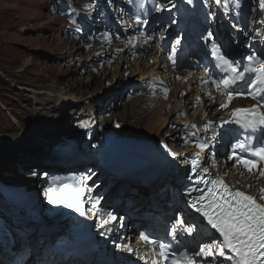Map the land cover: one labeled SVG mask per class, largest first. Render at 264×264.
Instances as JSON below:
<instances>
[{"label":"rangeland","instance_id":"1","mask_svg":"<svg viewBox=\"0 0 264 264\" xmlns=\"http://www.w3.org/2000/svg\"><path fill=\"white\" fill-rule=\"evenodd\" d=\"M154 1L155 9L147 18L139 15L141 12L137 13L135 0H0V250L11 259L22 246L19 250H24L28 256L21 259L20 263L16 260L11 264H33L34 260L37 261L35 264H39V261L48 257L49 264H62L58 262L57 253L52 248L58 246V243L67 242L63 235H59V242L56 241L58 235L53 238L55 244L51 243V239L43 237L45 241H50L48 243L52 244L51 247L48 250L45 247L37 248V243H41L38 238L42 235L40 230L44 228L39 222L41 218H48L46 226L51 221L59 220L44 206L51 203L48 190L54 186L67 185L73 191L81 189L80 186L92 189V193L79 200L83 205V214L76 211L75 207H69L71 212L65 216V223L60 227L64 229L71 219H76L69 237L88 227L98 239H109L104 231L114 227L117 229L119 225L121 230L114 229L115 232L109 239L111 244L116 245L121 241L119 249L113 248L115 258L122 253L124 255L121 256L126 257L132 264L130 255L127 254L132 250L131 240L128 239L132 236L141 237V231L150 228L135 226V222L131 224L129 219L126 221L124 213L128 206L131 210L139 197L128 194L123 196L120 183L109 188V178L119 177L122 180L127 177L110 171L99 161L97 154L92 153L90 145L78 139L71 144V154L65 157L60 153L71 135L57 140L47 136L35 138L36 134L42 133L46 118L58 115V124L65 118L69 108L59 109L58 113L60 104L57 103L55 111L49 113L48 117H37V110L40 109L37 102L43 94L42 91L37 94L32 88H49L58 83L62 87L67 84L78 93L77 87L83 86V83L90 84L86 97H94L90 105L99 109L97 122L100 124L104 119L113 116L119 129L122 128L124 120L139 114L134 111L138 101L148 100L157 109L164 104L161 114L166 123L162 134L171 148L167 146L169 151L162 153H173L178 159L180 153H177L175 147L181 150L187 145H197L204 141L201 140L203 135H198L193 126L200 127L204 122L197 116L194 117L201 105L198 98L195 99V91L190 89L191 81L186 80L184 88H178L180 79L166 78V72L156 67L166 60L167 66L174 73H199L204 64L208 66V56L201 61L203 56L198 55L199 51L193 45L205 50L206 40L209 39V34L206 33L211 31V27L218 34L221 33L219 28L224 31L226 36L221 34L220 41L232 42L235 46L240 43L245 52L246 49L257 52L258 47L249 42L252 33L257 32L259 37H264V0H227L231 4L230 9L240 21L228 17L224 23L221 20L222 15H226L224 0ZM244 1L250 9L245 19L238 15V11L244 12ZM260 1L263 7L259 11ZM233 2L237 3V7L233 6ZM209 4L211 6L208 8ZM190 8H194L193 12ZM196 33L199 34L196 36ZM71 41L76 47L84 44L91 47L79 57L77 54L74 57L69 56L62 45ZM102 45H105L103 51H98ZM28 59L29 66L25 64ZM193 59L197 60L195 67L191 65L190 60ZM93 60L97 64L95 69L99 70L97 75L84 73L83 70L75 72L79 64L91 63ZM154 69L161 74L160 77H152ZM213 76L216 78L215 73ZM92 79L93 82L90 81ZM220 101L216 97L214 109H222L223 101ZM197 115L201 117L200 113ZM133 120L132 122L138 121ZM33 122L39 125L34 126ZM227 128L232 130L233 127L228 123ZM175 139H178L180 145L174 144ZM212 139V144L220 143L214 137ZM15 141V145L10 144ZM230 145L231 143L224 145L223 155L230 152ZM212 150L211 147L208 148L209 152ZM212 152L217 159L223 157L219 148ZM81 166L85 167L80 168ZM178 174L180 172L175 176ZM43 177L45 178L42 179ZM104 186L108 188L104 189ZM101 189L104 190L100 192ZM35 193L37 201L43 205V212L38 214L29 213L23 204ZM117 198L120 203H115ZM60 205L63 208L68 207L66 203ZM95 205L99 210L92 215L91 210ZM171 210L173 215L166 217L168 220L176 217L178 211L182 213L180 208L171 207ZM127 216L132 219L134 213H128ZM85 223L91 227L85 226ZM17 225L31 229L15 234L13 231ZM117 233L118 236L115 237ZM11 235L15 240L6 239ZM28 235L32 238H26ZM16 237L25 238L22 245ZM21 252L19 251L20 254ZM53 254L56 256L53 257Z\"/></svg>","mask_w":264,"mask_h":264},{"label":"bare ground","instance_id":"2","mask_svg":"<svg viewBox=\"0 0 264 264\" xmlns=\"http://www.w3.org/2000/svg\"><path fill=\"white\" fill-rule=\"evenodd\" d=\"M242 1V0H241ZM124 2V1H123ZM136 2V0H135ZM143 1L136 2L139 6L142 5ZM238 2V1H237ZM146 2H143V4ZM224 11H226V15H222V22L224 23L226 20V16H230V18H233L235 16L236 19L240 20V18L235 12H232L230 9V3H227V0H224ZM165 4V2H164ZM233 6L237 7V3L233 2ZM245 5V9H249V5L246 1L243 2ZM242 5V4H241ZM259 11L261 7H263L262 1L259 3ZM149 6V9L152 10L155 8L156 4L147 3V7ZM211 5L209 4L208 8ZM118 9V8H117ZM127 9V6H126ZM194 9V8H193ZM193 9L190 8V11L193 12ZM207 9V8H206ZM244 9V10H245ZM208 11V9H207ZM242 12V11H241ZM143 13V12H142ZM142 16L148 17L146 15V12H144ZM245 14V13H244ZM195 15V14H194ZM193 15V16H194ZM123 18V17H122ZM124 19V18H123ZM210 19V18H209ZM261 23V22H260ZM259 23V24H260ZM126 25V24H125ZM144 28V27H143ZM187 28V27H186ZM264 28V27H263ZM221 34V33H220ZM197 36V35H196ZM136 37H134L135 39ZM146 41V40H145ZM249 42H252V44L255 47H258L256 49V53H254V50H251L250 52L246 49V51L249 53L247 55V58L249 60L250 53L252 54H258L262 55L264 57V37H259V34L252 33V35L249 37ZM73 42H68L62 45V48L65 50L67 55L69 56H81L83 55V51L88 50L91 46L88 44L79 45L78 47L72 45ZM105 45L100 46L97 50L104 49ZM194 49H196L195 44L193 45ZM233 49V51H231ZM101 51V52H102ZM228 54L229 57H234L236 60H240V58L244 55L245 49L242 45L235 46H229L228 47ZM114 52V51H113ZM98 53V52H97ZM199 53H201L199 51ZM203 59L201 61L205 60L207 58L206 55H202ZM192 58V57H191ZM209 58H213L212 54L208 55L207 65H203V70H201L199 73L196 72H183V73H174L169 69V67L166 64V60H163L161 62V65L157 66L156 68L162 69L166 74L164 75L166 78H172L177 77L180 79V84L178 88H181L185 86L186 80L191 81L190 89L195 91V99L199 100L200 108L196 110V115L194 114V117L197 116V118H200L202 121H204L200 126L197 127V125H193L196 129V132L198 135H203V138L201 140L206 145L204 148L198 147L197 145H187L181 150H177L175 147V150L177 153H180V156H182L185 153H193L196 158H200L204 161V164H207L211 170L215 173V175L218 178H223L224 181L231 187L240 191H245L249 195H256L259 192V189L261 187H264V178H259L258 173L254 172L253 174L247 173V171L243 168V166H237L235 161L233 159H229V157L232 155L233 151L230 150L228 154H224V145H228V143H231L230 147H234L237 143V134L236 129H230L227 128L228 123L222 124V121L231 120L232 116V110L235 108H250L254 104L257 103V101H253L250 97H238L233 99V101L227 106L222 107V109H214L213 105L216 103V97L220 98L223 103L226 101V96L224 93V86L220 84V87H217V84L224 78V76L216 71H214L211 67V64L209 62ZM210 59V60H211ZM93 60L91 63L87 64H79V67L76 69L75 72L78 70H83L84 73L89 72L94 75H97L98 69H95V64ZM192 62V66L195 67V64H197V60L193 59L190 60ZM80 63V62H79ZM85 63V62H84ZM158 63V62H157ZM203 63V62H202ZM25 64L27 66L30 65V59H28ZM156 66V65H155ZM192 67V68H193ZM157 69H154L152 71V77H160ZM212 71H211V70ZM142 73V72H140ZM215 73L216 78L213 76ZM143 74V73H142ZM143 76V75H142ZM230 75H227L225 79H227ZM70 80V79H69ZM169 80V79H168ZM249 80V79H248ZM72 81V79L70 80ZM69 81V82H70ZM93 82V79L90 80ZM215 81V82H214ZM82 82V81H81ZM169 82V81H168ZM248 82V81H247ZM81 87H77L79 90L78 93H75L73 90V87L67 86V84L62 87L59 86L58 83L53 84L49 86V88H35L31 89L34 92L37 91V94H41L38 92L42 91V98L37 102V105H39L40 109L37 110V117H45L49 115V113H53L55 111V105L59 103L60 107L57 109V112L59 113V109L67 110L66 116L63 120H60L58 124L56 119L58 118V115L55 117H48L46 118V122L44 123L43 131L42 133L36 134L37 137H51V139H60L63 136L71 135L68 139V142L66 145L62 147L63 151L60 153L61 156L68 157V154H71V151L73 149V146L71 144H74L78 141V139H82L86 144L90 145V149L92 153H96L99 161H101L110 171L119 174L124 175L127 178H109L110 183L109 188L119 184L122 187V195L125 196L128 195H135V198L139 197V200L136 201L131 207V210H128L125 214L126 221L128 219L131 224H134L135 226H152L153 219L155 215H160L161 217H171L173 215L172 208L181 209L182 212H184L187 217L191 218L194 223H198L196 214L190 215L189 211L187 209V204L183 200L184 193L182 191V185L180 184V180L182 178V174L175 176L173 173L166 172V176L159 177V175L155 173L150 172V166L152 165L149 162V158L147 159L148 155L146 154L148 147L156 149L162 148L163 151H169L167 149V146L170 147L167 144V141L163 137L162 131L165 127L166 121L162 119L161 112L163 111L164 104H162L161 107L158 109L153 104H149L148 100H140L137 103H135V109L139 114H135V116H132V118H128V122L124 120L125 124L123 123V126L121 129L118 128V123L115 121V117L111 116L109 118L104 119V122H101L100 124L97 122V113L99 112L98 108H94L90 104H92V100H94L90 94V96L86 97L87 91L89 90L90 84H85ZM247 83H241V84H231L229 85L230 89H234L238 92H245L247 89ZM184 88V87H183ZM185 94V93H184ZM220 101V102H221ZM219 102V101H218ZM264 102V101H262ZM200 110V111H198ZM261 111H264V109H261ZM56 112V113H57ZM201 114V117L197 114ZM100 118V117H99ZM133 119H138L137 122H132ZM135 121V120H133ZM123 122V120H122ZM34 123V122H33ZM136 123V125H135ZM39 125V123H34ZM46 124V125H45ZM193 124V123H192ZM56 125V126H55ZM83 125V126H82ZM91 128L94 129V132L91 130ZM264 129V128H261ZM48 132V133H46ZM228 132V133H226ZM259 136H261L262 132L258 129ZM219 134V135H218ZM218 135V136H216ZM215 138L220 143H213V139ZM175 145H180V142L178 139H175L174 141ZM15 142H11L10 144L15 145ZM100 144V145H99ZM210 144V145H209ZM163 147H161V146ZM211 147L213 150L220 149V153L223 156L221 159H217L215 157V154L211 151H208V148ZM171 148V147H170ZM231 149V148H230ZM174 150V151H175ZM94 151V152H93ZM239 153V151H237ZM169 155V153H163V155ZM198 154V155H197ZM241 155H245L243 153H239ZM245 158H249L248 156H245ZM182 157L180 158V160ZM179 162V159L177 160ZM74 165V163H71ZM141 165V166H140ZM183 166V164H181ZM85 166H81L80 168H84ZM136 171L142 170L143 173L140 175L139 178H136L137 172L134 171V173H130L128 171H125L130 168ZM264 167V165H257V168ZM181 172V171H180ZM243 173V175H241ZM74 177V175H70ZM83 176V175H82ZM43 177L42 179H44ZM78 180L79 176H77ZM81 178V177H80ZM178 180V182H177ZM83 181H80V183ZM138 183L139 185H136ZM118 185V186H119ZM249 185H253L251 188H249ZM79 186V185H78ZM77 186V187H78ZM141 186V187H139ZM168 186V188H167ZM81 189L84 190V195L79 197V200H82L85 195H88L92 193V189L89 187L80 186ZM108 187L104 186V189ZM127 191H125V189ZM103 189V190H104ZM102 189L100 192L103 191ZM99 192V193H100ZM39 195V194H38ZM41 195V193H40ZM35 196V197H34ZM30 197L29 200L24 204V207L27 208L29 213L32 214H38L40 212H43L42 208L43 205H40L39 202L36 199L37 194ZM122 197V196H121ZM94 200V199H91ZM115 203H120L118 201L119 199H115ZM51 202V201H50ZM259 203H264V201H258ZM112 203H114L112 201ZM54 204L48 203L44 206H47L50 210V212L54 213L59 218L58 222L51 221L49 222L50 225L46 226V223H48V218H41L40 224L44 227L40 230V233L42 235L38 236V238L41 240V243H37V248H47L45 250H48V248L51 247V245L56 241L60 239L59 235H63L66 237L65 241L68 243L70 240V237H67V234H70L72 232V229L74 228L73 223L76 219H71L67 225H65L64 229L60 227L64 225L65 216H67L71 209L69 207L63 208L60 204ZM42 206V207H41ZM189 206V205H188ZM98 206L95 205L94 208L91 210L92 215L96 212ZM99 210V209H98ZM135 210V211H133ZM134 213V217L131 219V217L127 216L128 213ZM123 214V215H124ZM92 218V216L90 217ZM125 221V219H124ZM80 224V223H79ZM81 224H83L81 222ZM86 224V223H85ZM69 226L71 228H69ZM86 226H89L86 224ZM129 227V225H126ZM200 226V227H199ZM73 227V228H72ZM91 227V226H89ZM99 227V226H98ZM203 227L201 225H198V230ZM204 228V227H203ZM31 229L28 227H22L20 225H17L14 227V233L17 234L18 232H27L26 230ZM58 229L62 230V233H59L57 231ZM114 228H109L104 231L105 235L110 239L115 232ZM120 231V227L118 225L117 229ZM143 231V230H142ZM141 231V232H142ZM206 234L202 235L200 232L198 233L197 240L200 241V244H202V247H204L205 244L208 243H215L217 241V237L215 235L214 231H211L210 229H207ZM90 237H92L93 246L89 247L87 252L94 258V264H130L126 257L121 256L124 255L121 253L118 258H115L113 254V248L121 247L120 242L118 241V244L110 242L109 239H98V237L94 236V232H90ZM35 235V234H34ZM57 237V240L55 241L53 238ZM118 236V233L115 235V237ZM14 236L7 237L6 239L12 238V240H15L13 238ZM19 237V236H18ZM43 237H46L47 239H51V245L49 240L45 241ZM26 238H32V236H27ZM121 238V237H120ZM17 239V237H16ZM25 238H18V242L23 243V240ZM128 240H131V248L132 250H129L127 254L130 255V259L132 260L131 263L133 264H154L156 260H158V252L155 248V246H149L145 243L144 239L140 236H132ZM55 241V242H54ZM59 242V241H58ZM191 245L194 248V252H199V247L197 243L192 240ZM64 245V242H62ZM62 243H59V250L56 251L58 256V262L59 263H66V264H84L85 260L80 257L79 255L71 252H66L64 249H62ZM128 244V243H127ZM50 245V246H49ZM25 246V245H24ZM36 246V245H35ZM9 249H12L8 247ZM21 248H23L21 246ZM19 247V249H21ZM31 248V247H30ZM17 249V248H16ZM16 250L18 252L14 257L11 259H8L9 255L5 254V252H2L0 250L1 254V260L0 264H11L12 261L21 262V259L28 257L25 255L24 250ZM119 249V248H118ZM53 250V249H52ZM198 250V251H197ZM21 252V254L19 253ZM50 251V250H49ZM117 253H119L118 250H116ZM28 254V253H27ZM32 256V255H31ZM43 256V254H42ZM56 255L53 254V257ZM189 258L193 259L195 262H199V259L196 258L195 254H191ZM49 259H44L43 261H39V264H49ZM54 259V258H53ZM37 261L34 260L33 264H35ZM43 262V263H42ZM13 264V263H12ZM91 264L93 262L91 261Z\"/></svg>","mask_w":264,"mask_h":264},{"label":"snow or ice","instance_id":"3","mask_svg":"<svg viewBox=\"0 0 264 264\" xmlns=\"http://www.w3.org/2000/svg\"><path fill=\"white\" fill-rule=\"evenodd\" d=\"M252 59L249 57V60ZM217 60L231 73L227 79H222L217 84V87H220V84L224 86L223 94L226 96V101L221 104V107H227L233 99L238 97H250L253 101H257L250 108L233 109L232 119L222 121V124L234 123L246 130L264 128V111H261L264 109V102H262L264 101V61H256L259 67L248 65L240 71L239 62L234 63L219 54H217ZM246 72L255 74L248 80L250 88L245 92L230 89L229 85L237 80L245 79ZM198 147L204 148L206 145L201 143ZM236 149L245 155L239 154L235 151ZM248 153L251 154V158H245ZM229 159H233L237 166L242 165L247 173L257 172L259 178H264V167L257 168L258 164L264 165V142L256 147H253L250 142H237ZM196 165L197 161H193L194 169ZM203 171L208 172V169L204 168ZM252 186L249 185V188ZM48 191L51 203H66L68 207H75L76 211L83 214V205L78 199L84 195L83 189L73 191L64 185L54 186ZM200 191L202 195L193 201L192 207L207 219L208 224L223 237V240L214 244H205L198 254L212 256L215 249L220 256H224L225 249H229L234 255L228 256L227 259L234 261V264H264V203L258 202L264 201V187L259 189L258 194L249 195L245 191L230 188L223 178H215L211 181V187L208 188L206 195L203 194V190ZM193 231V227L187 228L188 233ZM143 239L149 243H155L149 241L148 236H144ZM159 246L161 249L170 248V245L165 243H160ZM189 264H195V262L189 258Z\"/></svg>","mask_w":264,"mask_h":264},{"label":"water","instance_id":"4","mask_svg":"<svg viewBox=\"0 0 264 264\" xmlns=\"http://www.w3.org/2000/svg\"><path fill=\"white\" fill-rule=\"evenodd\" d=\"M75 156H76V155H75ZM140 166H141V165H140ZM129 168H130V167H129ZM125 171H128V172H130V173L133 174L135 170H134V169L132 170V169L130 168V169H127V170H125ZM135 172H137V173H136V174H137L136 178H137V177H140V175H142V173H143V171H142L141 169H140V170H137V169H136Z\"/></svg>","mask_w":264,"mask_h":264}]
</instances>
